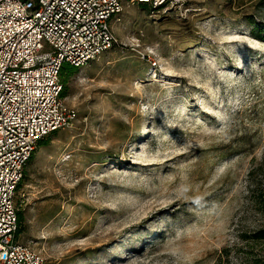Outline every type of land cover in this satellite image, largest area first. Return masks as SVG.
<instances>
[{"label": "rangeland", "instance_id": "rangeland-1", "mask_svg": "<svg viewBox=\"0 0 264 264\" xmlns=\"http://www.w3.org/2000/svg\"><path fill=\"white\" fill-rule=\"evenodd\" d=\"M122 2L118 44L66 77L74 120L26 163L18 239L45 264L261 261L241 235L264 226V0Z\"/></svg>", "mask_w": 264, "mask_h": 264}, {"label": "built area", "instance_id": "built-area-1", "mask_svg": "<svg viewBox=\"0 0 264 264\" xmlns=\"http://www.w3.org/2000/svg\"><path fill=\"white\" fill-rule=\"evenodd\" d=\"M161 11L179 0H131ZM122 0H0V264H45L16 237V196L25 164L44 136L76 113L62 98V64L81 67L118 39Z\"/></svg>", "mask_w": 264, "mask_h": 264}, {"label": "trees", "instance_id": "trees-1", "mask_svg": "<svg viewBox=\"0 0 264 264\" xmlns=\"http://www.w3.org/2000/svg\"><path fill=\"white\" fill-rule=\"evenodd\" d=\"M139 4L145 5V6H149V8L151 10H157L150 3H148V4L139 3ZM157 11H159V10H157ZM73 68H75V66H70L67 63L62 64V67L60 69L61 72H60V76H59L60 82L62 83V86L66 82V77L69 74L72 73V71H73L72 69ZM62 96H63V94H62ZM50 134H48V135H50ZM48 135H46L44 137H47ZM43 138L37 142L36 146H40L41 144H43V141H44ZM34 151L29 156L27 162L33 157ZM263 163H264V160H263ZM25 166H26V164H25ZM23 171H24V169H23ZM249 174H250L249 176H251L252 172H249ZM22 176H23V173H22ZM20 184H21V182H20ZM20 184L18 185V187L20 186ZM248 189H249V193H250V198H251L252 204L255 205L256 210L260 214V216H264V188H263V184H261L259 182H250L248 184ZM21 221H22V213L18 209V213H17V227H18V229L16 231V237H19L20 233L22 232ZM241 237H242V240H243L244 244H247L248 241H253L255 243H259V242H263L264 243V226L260 227V228H257L256 230H254L253 232L249 233L248 235L247 234L241 235ZM254 264H264V256H263L261 261L260 260L259 261L255 260Z\"/></svg>", "mask_w": 264, "mask_h": 264}, {"label": "bare ground", "instance_id": "bare-ground-1", "mask_svg": "<svg viewBox=\"0 0 264 264\" xmlns=\"http://www.w3.org/2000/svg\"><path fill=\"white\" fill-rule=\"evenodd\" d=\"M147 136V135H146Z\"/></svg>", "mask_w": 264, "mask_h": 264}]
</instances>
